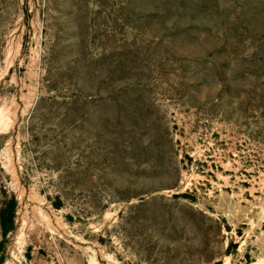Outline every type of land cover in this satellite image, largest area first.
Instances as JSON below:
<instances>
[{
  "label": "rangeland",
  "instance_id": "374dc122",
  "mask_svg": "<svg viewBox=\"0 0 264 264\" xmlns=\"http://www.w3.org/2000/svg\"><path fill=\"white\" fill-rule=\"evenodd\" d=\"M264 262V0H0V264Z\"/></svg>",
  "mask_w": 264,
  "mask_h": 264
},
{
  "label": "bare ground",
  "instance_id": "6f19581e",
  "mask_svg": "<svg viewBox=\"0 0 264 264\" xmlns=\"http://www.w3.org/2000/svg\"><path fill=\"white\" fill-rule=\"evenodd\" d=\"M222 264H226L225 262H223ZM255 264H264V262H257V263H255Z\"/></svg>",
  "mask_w": 264,
  "mask_h": 264
}]
</instances>
